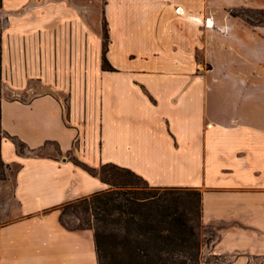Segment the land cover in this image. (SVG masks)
<instances>
[{"label": "crops", "instance_id": "0c3cea01", "mask_svg": "<svg viewBox=\"0 0 264 264\" xmlns=\"http://www.w3.org/2000/svg\"><path fill=\"white\" fill-rule=\"evenodd\" d=\"M0 1V264H99L61 220L110 188L77 161L199 190L205 254L264 259V21L232 12L264 0Z\"/></svg>", "mask_w": 264, "mask_h": 264}, {"label": "trees", "instance_id": "16d2710c", "mask_svg": "<svg viewBox=\"0 0 264 264\" xmlns=\"http://www.w3.org/2000/svg\"><path fill=\"white\" fill-rule=\"evenodd\" d=\"M109 27L103 24L102 67L114 70L107 58ZM19 152H35L14 138ZM111 188L86 198L84 211L92 210L96 225L69 226L92 228L99 264H201V192L194 188L154 187L129 168L105 163L93 168ZM5 164L0 161L3 176ZM139 178L149 188L135 184ZM160 191V192H159ZM100 209L103 211L100 212Z\"/></svg>", "mask_w": 264, "mask_h": 264}, {"label": "rangeland", "instance_id": "374dc122", "mask_svg": "<svg viewBox=\"0 0 264 264\" xmlns=\"http://www.w3.org/2000/svg\"><path fill=\"white\" fill-rule=\"evenodd\" d=\"M93 3H97V1H93ZM1 6V1H0ZM235 14L242 17L243 19L247 20L248 22H256L259 20L264 21V10L263 9H254V8H248V7H240L234 11ZM3 19L4 16L2 14V11L0 9V28L3 25ZM105 21H103L104 24ZM6 97H12V91L7 87V84L2 80L1 78V72H0V96ZM51 148H48V152L51 151L52 153L56 152V147L54 145H50ZM132 181L135 182V184L139 185L142 188H149L147 185H145L139 178L133 176H128ZM111 188V186H110ZM109 189V188H108ZM160 192V191H159ZM86 197H81L78 199H74L72 201H69L67 203H64L60 206L61 211V218L63 222L69 226L77 227V226H94L96 225V221L94 218V215L92 214V210L89 209L88 211H84L83 207L86 203ZM89 199V198H88ZM103 210L100 209V212ZM92 229V228H91ZM93 230V229H92ZM215 237L214 231L210 227H204L203 224H201L200 227V239H201V264H224L227 262V257L224 256H217V255H206L204 246L206 243H210V240ZM209 245V244H208ZM260 259L255 260L256 262H253L252 264H264V259L260 262ZM106 264H118L116 262H108L106 260Z\"/></svg>", "mask_w": 264, "mask_h": 264}, {"label": "built area", "instance_id": "2783aa9c", "mask_svg": "<svg viewBox=\"0 0 264 264\" xmlns=\"http://www.w3.org/2000/svg\"><path fill=\"white\" fill-rule=\"evenodd\" d=\"M197 20H200L198 17H197ZM202 21V20H200ZM204 24L206 27H212L214 26V21L211 20V17H206L204 20H203Z\"/></svg>", "mask_w": 264, "mask_h": 264}]
</instances>
